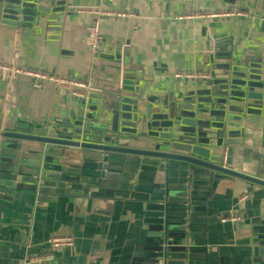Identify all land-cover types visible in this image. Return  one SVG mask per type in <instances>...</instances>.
Segmentation results:
<instances>
[{"label":"crops","instance_id":"obj_1","mask_svg":"<svg viewBox=\"0 0 264 264\" xmlns=\"http://www.w3.org/2000/svg\"><path fill=\"white\" fill-rule=\"evenodd\" d=\"M82 1L86 5L83 8L60 6L40 17L36 12L24 16V24L26 6L50 8L44 0H33V4L19 0L15 20H0V64L14 70L93 79L97 90L109 84L106 75L114 74V81L122 74L121 70L130 72L128 69L133 67L138 69L134 73L141 79L139 111L144 110L142 105L151 107L154 115L175 87L180 93L170 99L180 97L183 85L186 93L195 89L196 82L203 81L200 78L176 81L175 74L191 77L206 74L214 85L203 83V86L216 89L227 68L231 73L237 68L247 75L248 68L257 66L258 59L264 56V0ZM79 9L127 15L101 19L99 34L103 42L96 58L90 56L84 43L90 20L78 14ZM232 10L245 13V17H209ZM188 16L203 17L185 19ZM111 66H121L120 71ZM90 100H76L49 84L35 89L26 76L0 73V129L37 130L51 119L61 125L69 122L70 110L73 113L78 108V119H82L95 107L96 117L89 126L109 129L106 121L110 120V114L99 105L93 107ZM151 100L156 103L150 105ZM145 122L146 125L124 122V131L134 137L158 136L149 127L152 120ZM61 130L58 126V136L70 138L62 135ZM35 146L20 144L17 160L12 164L0 163L10 172L0 170V264H25L28 257L40 253H52L53 258L47 264H154L156 260H162L163 264H253L257 250L252 246L253 233L264 230V188L214 179L208 182L204 178L206 171L198 172L196 181L190 176L185 178L188 182L183 203L187 201L189 216L196 223L186 227L184 240L168 239L172 246L165 258L166 254L154 252L160 245L152 246L150 238L140 236L146 230L140 225L146 204L135 199L137 186L155 187L163 182L164 170L159 161L112 156L115 168L121 166L118 180L99 187L94 180L78 178L76 185H66L64 190L51 189L54 202L36 207L37 202L32 203L29 193L30 185L19 182L21 176L32 173L29 167L36 158L32 152ZM259 163L256 157L252 166L256 164L257 170ZM179 175L172 174L173 183L169 185L173 189L169 192L171 199L178 202L182 196L178 182L184 180ZM15 187L21 191H15ZM244 195L247 198L242 201ZM174 206L172 220H182L185 214L177 209L180 203ZM228 214L243 223H222L221 218ZM247 228L252 234H248ZM54 236H71L74 245L50 250L48 242ZM179 248L185 249V253H177Z\"/></svg>","mask_w":264,"mask_h":264},{"label":"water","instance_id":"obj_2","mask_svg":"<svg viewBox=\"0 0 264 264\" xmlns=\"http://www.w3.org/2000/svg\"><path fill=\"white\" fill-rule=\"evenodd\" d=\"M23 1L25 4H33V0ZM44 2L48 4L49 10L26 6L22 22L24 23V16L35 15V12L37 17H40L41 14H50L51 9L60 6L69 9L86 6L82 0H44ZM18 5L19 0H0V20H15ZM125 61L126 59L123 60V64ZM258 61L257 66L248 68L250 71L247 75L239 72L237 68L231 73L227 68V73L223 74L216 89L203 86V83L214 85L210 79L196 82L195 89L186 93L183 85L184 90L180 97L173 99L165 97L161 109L156 105L158 108L155 109L154 115L151 107L142 105L144 110L139 111L138 103L142 101V94L139 93L141 79L134 73L138 69L131 67L128 69L130 72L121 70L122 74L114 81L112 80L114 74L106 75L109 84L98 87L99 91L94 86L95 92L89 98L92 100L89 104L93 107L99 105L98 108L110 114V120L106 121L109 129L103 126H89L96 117L97 107L90 109V114H85L82 119H78L80 118L78 108H75L73 113L70 110L69 122H62L61 125L53 123L51 119L47 125L37 130L15 129L9 132L4 129L1 133L2 129H0L2 139L0 163L12 164L17 160L20 156V144L36 145L32 148L36 158L29 167L32 173L21 176L19 182L30 185L32 203L37 202L36 207H38L43 202H54L55 199L51 198V189L64 190L66 185H76L78 178L94 180L99 187L107 185L109 181L118 180L120 178L118 167L121 166L115 168L116 166L112 164L114 162L112 156L141 157L159 161L164 170L163 182L155 187L145 184L137 186L135 192L138 195L135 199L146 204L140 223L146 230L141 232L140 236L150 238L153 241L152 246L160 245L154 252L166 254V258L167 249L172 246V242L168 239L184 240L186 227L196 223L189 216L187 201L183 203L188 182L185 178L190 176L194 179L198 172L206 171L208 173L204 178L208 182H213L214 179L234 185L250 184L264 188V174L261 176L259 173V170L264 172V119L261 118L264 117V104H260L264 101V56ZM209 62L212 63V58H209ZM120 68L121 66H113L112 69L120 71L118 70ZM99 78L101 76L96 77V80L99 81ZM255 90L259 93H254ZM179 93V88L175 87L171 95ZM155 103V100L149 101L150 105ZM250 117L254 119L258 129V124L262 128V135L259 137L261 153L257 159L260 163L255 174L233 167L235 149L245 154L243 142L249 124L245 125L244 121ZM150 119L152 122L149 127L156 130L158 136L134 137L124 131L126 129L124 122L146 125L145 121ZM58 126L62 127L60 133L64 136L69 135L70 138L58 136L56 132ZM227 139L239 140V142L232 148L228 145ZM224 151L227 156L223 163ZM217 156H221V161L214 158ZM239 159L242 163L243 159L241 157ZM0 170L10 173L1 166ZM174 173L184 177V180L178 182L180 185L178 191L182 192L180 202L172 200L169 193L173 190L169 185L173 183ZM16 187L15 191H21ZM177 203H180L177 209L185 214L182 220H172L171 217V211ZM248 228L246 231L252 234L249 233ZM148 232L151 233L147 234ZM172 233H176V236H171ZM253 234L252 246L257 249L253 264H264V230ZM176 252L184 254L185 249L179 248ZM157 262L163 264L162 260L161 262L156 260L155 263Z\"/></svg>","mask_w":264,"mask_h":264},{"label":"built area","instance_id":"obj_3","mask_svg":"<svg viewBox=\"0 0 264 264\" xmlns=\"http://www.w3.org/2000/svg\"><path fill=\"white\" fill-rule=\"evenodd\" d=\"M78 14L83 15V17H88L90 23L86 29L85 36V46L88 50V53L93 58L97 57L98 51L101 48V44L103 42L102 37L99 34L100 21L104 17L108 18H125L126 14L116 12V11H104L100 9H79ZM199 17H191L188 16L185 19H193V18H201ZM211 18L218 17H245V13L232 10L230 12H225L220 15H210ZM179 19H184L183 16H178ZM9 72L11 75L20 74L26 76L32 80L33 88L40 89L44 84H49L51 87L59 90H63L67 92L72 98L76 100H88L92 94L95 92V87L93 83V79L85 81L83 79H74L68 78L64 76L58 75H49L44 73L32 72V71H23L20 69H13L4 64H0V73ZM176 81L186 80V79H197L201 80H209L210 77L208 75L202 74L201 76L191 77L183 74H175L173 76ZM1 133L4 132V128H1ZM2 141L0 137V142ZM226 151L223 152V163L226 161ZM247 198L246 195L241 198V200H245ZM222 223H243V221L236 217L233 214H228L221 218ZM239 223V224H240ZM50 250L58 249V248H70L74 245V240L71 236H54L48 242ZM53 258L52 253H40L27 258L25 264H47L50 263Z\"/></svg>","mask_w":264,"mask_h":264},{"label":"rangeland","instance_id":"obj_4","mask_svg":"<svg viewBox=\"0 0 264 264\" xmlns=\"http://www.w3.org/2000/svg\"><path fill=\"white\" fill-rule=\"evenodd\" d=\"M168 98H171V95L169 94ZM257 118V117H256ZM262 119H264L263 116H261ZM258 119V118H257ZM256 123L254 121V119H252V117L247 118L246 121H244V124L247 125L246 127V137L244 139V153L242 154V152L239 149H235V153L233 154V167L234 168H238V169H243L245 171H247L248 173H252L255 174L256 172V164L254 166L253 163L255 161V158L259 157V154L261 153V147L259 149V137L262 135V128L261 125L258 124L259 129L256 127V125L254 124ZM262 140V139H261ZM260 140V141H261ZM239 142V140H234V139H227V143L228 145L232 148L233 146H235L237 143ZM239 157H241L243 159L242 163L240 162ZM215 159H217L218 161H221V156H217L214 157ZM259 173H261V176L264 174V172H261L259 170Z\"/></svg>","mask_w":264,"mask_h":264}]
</instances>
